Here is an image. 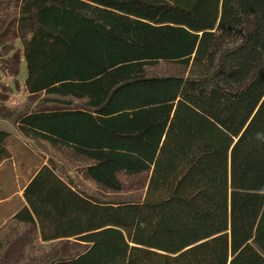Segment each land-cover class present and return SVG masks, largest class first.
Returning a JSON list of instances; mask_svg holds the SVG:
<instances>
[{
  "label": "trees",
  "instance_id": "obj_1",
  "mask_svg": "<svg viewBox=\"0 0 264 264\" xmlns=\"http://www.w3.org/2000/svg\"><path fill=\"white\" fill-rule=\"evenodd\" d=\"M14 39L0 116L82 182L37 168L0 264H264V0H0Z\"/></svg>",
  "mask_w": 264,
  "mask_h": 264
},
{
  "label": "rangeland",
  "instance_id": "obj_2",
  "mask_svg": "<svg viewBox=\"0 0 264 264\" xmlns=\"http://www.w3.org/2000/svg\"><path fill=\"white\" fill-rule=\"evenodd\" d=\"M13 47L14 50L4 54L1 53L3 50L0 46V59H8L15 50L22 54L23 47L18 39L13 40ZM18 70L19 72L15 77L10 76L4 70L0 60V108H9L15 113L22 111L26 106L39 105L42 97L39 96L33 102L30 101L24 88L26 68L23 59L19 63ZM0 128L10 133L6 142L8 157L0 161V223L3 222L0 227H2L24 204L21 190L30 176L44 161H52L61 173L73 177L77 183L80 184L82 181L74 173L77 166L76 161L70 159L67 153L61 150L51 148L42 141L22 135L15 127L13 116H0ZM86 185L84 188L91 191V193L96 195L101 193L95 187ZM51 244V242L41 244L40 248L44 249V247Z\"/></svg>",
  "mask_w": 264,
  "mask_h": 264
},
{
  "label": "crops",
  "instance_id": "obj_3",
  "mask_svg": "<svg viewBox=\"0 0 264 264\" xmlns=\"http://www.w3.org/2000/svg\"><path fill=\"white\" fill-rule=\"evenodd\" d=\"M45 163H46V162L44 161L41 165H43V164H45ZM41 165H40V166H41ZM40 166H39V167H40ZM31 176H32V175H31ZM31 176H30V178H31ZM30 178H29V179H30ZM29 179H28V181H29ZM28 181H27V182H28ZM27 182H26V183H27ZM24 186H25V185H24ZM24 186H23V188H24ZM23 188H22V190H23ZM22 190H21V191H22ZM23 199H24V198H23ZM24 204H25V201H24ZM2 224H3V222L0 223V226H1Z\"/></svg>",
  "mask_w": 264,
  "mask_h": 264
}]
</instances>
